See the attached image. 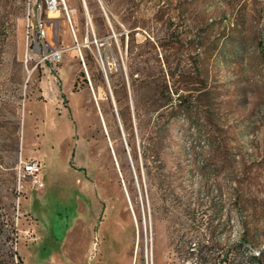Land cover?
<instances>
[{"label":"rangeland","instance_id":"374dc122","mask_svg":"<svg viewBox=\"0 0 264 264\" xmlns=\"http://www.w3.org/2000/svg\"><path fill=\"white\" fill-rule=\"evenodd\" d=\"M56 1L0 0V264H264V0Z\"/></svg>","mask_w":264,"mask_h":264},{"label":"built area","instance_id":"2783aa9c","mask_svg":"<svg viewBox=\"0 0 264 264\" xmlns=\"http://www.w3.org/2000/svg\"><path fill=\"white\" fill-rule=\"evenodd\" d=\"M48 5L55 10L57 8V1L49 0ZM26 38L27 41H29V46L32 45L33 50L35 47L39 49H47L48 31L46 22L39 17L34 21L32 19H28L26 24ZM50 57L53 62H57L60 60V55L57 51H52ZM17 171L19 182H21L22 178H29L35 189H40L43 187L40 180L41 166L39 161H20L17 167Z\"/></svg>","mask_w":264,"mask_h":264},{"label":"trees","instance_id":"16d2710c","mask_svg":"<svg viewBox=\"0 0 264 264\" xmlns=\"http://www.w3.org/2000/svg\"><path fill=\"white\" fill-rule=\"evenodd\" d=\"M259 254H260V257H255V256L251 257L252 260L257 262L256 264H258L260 262V260L262 259V254L261 253H259Z\"/></svg>","mask_w":264,"mask_h":264},{"label":"water","instance_id":"95a60500","mask_svg":"<svg viewBox=\"0 0 264 264\" xmlns=\"http://www.w3.org/2000/svg\"><path fill=\"white\" fill-rule=\"evenodd\" d=\"M103 72H104V75L106 76V73H105V70H104V68H103Z\"/></svg>","mask_w":264,"mask_h":264}]
</instances>
